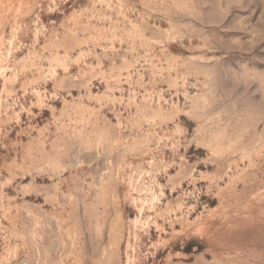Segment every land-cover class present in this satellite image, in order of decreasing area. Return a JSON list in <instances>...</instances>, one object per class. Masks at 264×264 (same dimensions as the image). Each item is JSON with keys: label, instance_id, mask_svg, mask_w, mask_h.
<instances>
[{"label": "rangeland", "instance_id": "obj_1", "mask_svg": "<svg viewBox=\"0 0 264 264\" xmlns=\"http://www.w3.org/2000/svg\"><path fill=\"white\" fill-rule=\"evenodd\" d=\"M0 264H264V0H0Z\"/></svg>", "mask_w": 264, "mask_h": 264}]
</instances>
